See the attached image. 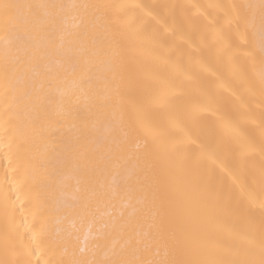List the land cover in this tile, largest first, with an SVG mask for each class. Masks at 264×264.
Segmentation results:
<instances>
[{"label": "bare ground", "instance_id": "6f19581e", "mask_svg": "<svg viewBox=\"0 0 264 264\" xmlns=\"http://www.w3.org/2000/svg\"><path fill=\"white\" fill-rule=\"evenodd\" d=\"M262 4L0 0V264H261Z\"/></svg>", "mask_w": 264, "mask_h": 264}, {"label": "snow or ice", "instance_id": "6c2138e0", "mask_svg": "<svg viewBox=\"0 0 264 264\" xmlns=\"http://www.w3.org/2000/svg\"><path fill=\"white\" fill-rule=\"evenodd\" d=\"M12 7H14V6L8 5V4L3 5V8H4L6 13ZM262 8H264V4H262ZM80 264H86V262H80ZM118 264H121V262H118ZM122 264H127V262H122ZM153 264H202V262H198V261L182 262V261H175V260H172V261L162 260V261H155V262H153ZM261 264H264V259L261 260Z\"/></svg>", "mask_w": 264, "mask_h": 264}]
</instances>
